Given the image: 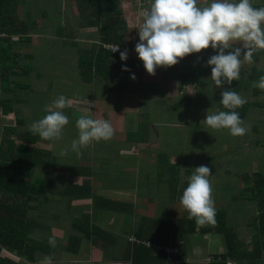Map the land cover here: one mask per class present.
<instances>
[{"label": "rangeland", "instance_id": "1", "mask_svg": "<svg viewBox=\"0 0 264 264\" xmlns=\"http://www.w3.org/2000/svg\"><path fill=\"white\" fill-rule=\"evenodd\" d=\"M61 1L25 0L17 12L18 15L21 14L22 20L39 19L38 24L40 23V26L38 25V28L33 32L34 35H38L35 40L33 39V43L15 50L22 57H31L18 62L19 66L30 67L29 75H21L20 80L26 79L25 82L31 86V89L17 92L24 131L29 129L34 121H38L47 114L46 108H50L58 96L64 95L69 100L75 101L70 107L63 110L70 122L65 126L62 138L53 141L44 140V143L36 141L31 146L43 149L48 146V150L53 153L57 163L62 166L78 167H87L92 156L90 149H97L101 153L98 155L100 159L96 160L94 168L99 167L108 171L111 167L114 168L115 164L121 162L122 157L118 150L128 145L126 133L140 136L143 131L147 132L152 136L150 138L147 136L144 142H140L146 143L145 151L155 144L159 154L169 155L168 148L173 147L172 152L177 151L178 156L184 162H189L191 166L195 167L206 165L211 169L212 173L209 179L213 189L215 208L226 210L227 229L237 236L239 242H244L245 248L252 249L253 228H249V225L253 223L257 209L254 204H246L237 197L244 186L240 174L264 172L263 117L258 116L263 111L252 108L248 115L242 119L243 126L248 129L244 136H232L227 129L214 130L202 123L206 119L208 110L211 113L220 112L217 107V97L226 89V84L222 88H217L211 79V70L200 77L202 85L197 86L195 82V77L199 68L203 67L204 60L217 54L211 47L201 53L186 56L175 66L158 67L155 76L149 75L135 51V46L139 42V28L144 21L142 13L150 8L142 7V4H150L151 0H131L128 6L129 11L124 12L121 16L122 19L128 21L126 28L129 32L125 41L128 45L132 43V46L125 50L127 53L130 52L126 60L127 63L130 61L132 64L131 67H128L130 71H127L126 75L114 72V76L110 80L102 81L100 79L99 82L95 80L92 85L86 86L78 71L77 58V50L86 47L76 43L78 45L76 48V45L74 46L72 43L78 41L80 24L83 20L91 19L93 10L89 4L85 3V0H83L84 2L80 0V5L65 0L64 8ZM211 2L212 0H198V6H207ZM263 2L264 0H251L254 8H259ZM71 7H74V10H71ZM24 8L26 9L24 10ZM85 8H89V11H85ZM40 9H45L47 12L44 13V10ZM40 11L45 14L44 18H38ZM85 34L88 41L97 43L96 37L97 40H100L99 34ZM241 59L243 60V57ZM253 68L264 71V50L254 52L251 63L244 61L240 73L243 71L250 73ZM133 75L136 76L135 80L131 78ZM177 76L179 77L177 78ZM174 78L177 80L173 81ZM183 80L188 85H184V82H181ZM192 86L197 87L194 89ZM253 88H257L254 87V83ZM238 94L244 97L247 103L264 102V91L256 97L252 91H241ZM133 100L134 104H132ZM84 104L88 105L86 116L108 120L114 129V135L109 141L92 142L88 147L82 148V155L78 156L72 151L71 144L73 140L78 139L76 121L82 116L81 111L85 110ZM103 106L105 107L104 114ZM2 119L3 117H0V122ZM147 122L152 123L154 129L148 128L150 124ZM175 122L181 127L174 129L175 127L171 124ZM161 124L173 127L161 128ZM255 127H258L259 131L254 132ZM7 130L6 142L9 140L16 142L19 136L12 134L14 128H7ZM7 130H4V133ZM1 131H3L2 125ZM153 135L156 136V139ZM16 149H20V147ZM65 150L67 151L65 152ZM62 153L65 154L62 155ZM141 156L143 157L139 158L140 162L145 163L148 158L147 153H141ZM178 156H172L170 161H181ZM180 165L184 166L185 164ZM222 171H227L229 176L223 177L220 174ZM181 172L182 174L189 172L182 186L185 189L193 172L191 169L181 170ZM38 175L41 179L40 187L44 188L45 192L39 195V200L42 201L40 209L37 212L31 209L28 211L30 216L28 221L31 222L32 228L30 239L48 246L51 237L55 239L57 247H60L65 238V229H69L71 220L62 207H55V205H61L56 200L66 198V189L60 184L63 180L54 178L53 173L44 170L38 171ZM49 181L56 182V184H50ZM126 187L131 188L129 184ZM181 197L179 196L178 199V207H171L172 211L182 219V222L179 224L177 222L174 225H177L182 231L188 224V228L195 236L200 237V240L207 242L211 240L217 244L214 247L215 250H220V254L226 252L222 235L212 237L215 235L213 232L202 233L201 230L206 225H198L194 219L188 218L189 214L180 202ZM72 203L73 201H70V205ZM165 213L167 214L166 211ZM152 224L161 233L164 231L163 227L171 228L170 235L167 231L166 240L169 244L172 226L158 221H154ZM58 229L62 233L55 236L54 232H57ZM154 242L159 243L158 241ZM127 243L130 246L131 243H137V246H140V243L132 238H129ZM172 243L169 246L175 247L176 243ZM35 245L40 246V244ZM64 248L66 247L64 246ZM42 254L36 253L35 257H38L40 261H45L46 257ZM179 254L177 262H180L184 257L183 253L179 252ZM59 255H63V251L55 252L56 257ZM215 256L213 254L207 259V262L210 264ZM258 264H264V260Z\"/></svg>", "mask_w": 264, "mask_h": 264}, {"label": "crops", "instance_id": "2", "mask_svg": "<svg viewBox=\"0 0 264 264\" xmlns=\"http://www.w3.org/2000/svg\"><path fill=\"white\" fill-rule=\"evenodd\" d=\"M70 1L76 3V0ZM130 2L131 0H118L115 8L121 9L124 13L129 11L128 6ZM61 3H63L64 8L65 0H62ZM21 5L23 4L17 7V12ZM261 5H264V2L261 3ZM142 7H150V4H142ZM63 8L62 10H64ZM25 9L26 8H24V10ZM71 10H74V7H71ZM18 18L22 20L21 14L18 15ZM38 18L44 17L39 16ZM38 20L39 19L35 20L37 28L38 25L40 26ZM125 24L128 25L127 20H125ZM36 29L30 32L32 40L38 37V35H34L33 33ZM97 31H99L98 28H80L79 39L74 43L86 47L83 49L94 47L99 40H97L96 37L95 40L98 41L97 43L88 41L85 33L99 34ZM12 40V48L14 49L13 52H15V50L22 45L19 44L20 42L17 41L16 38ZM126 44L128 48L132 46V43L128 45L126 42ZM128 54H130V52ZM77 58L79 63V55H77ZM127 64L129 67L132 65L130 61ZM19 71L21 70H16L15 72L19 74ZM178 77L179 76H177V78ZM177 78H174L173 81H176ZM85 85L88 86L92 84L85 83ZM17 92L18 91H16V93ZM3 96L5 95L2 94L0 90V98ZM8 96L11 97L12 95ZM17 101L16 98L13 99L15 113L7 112L4 114L0 109V117H3L0 122L3 128V131H1L0 125V143H3L2 139L5 140L4 143L6 142L7 136L4 135V130H7V128H14L16 132L20 131V133L24 131L23 119H21V108L20 105L17 104ZM74 102L75 101H72L71 104ZM87 102L89 103V100H87ZM132 104H134V100ZM83 106L85 110L81 111V113L86 116L88 105L84 104ZM47 109L48 108L45 110L44 108L46 112ZM104 113L105 107L103 106V114ZM174 124L175 128L181 127L177 122ZM160 127L167 128L168 125L161 124ZM150 129H154L152 123ZM127 135L128 133H126V143H128L130 147L126 145L118 150L119 155L122 157L121 162L115 164V167H111L108 171L99 167L94 168L96 160L100 159L98 155L101 152L93 148L90 149L92 156L90 157V162L87 164V167H63L59 165L58 169H33L32 180L40 178L38 171L44 170L53 173L54 178L57 180H63L60 184L66 189V198L56 200L58 204L61 205H55V207H62L68 213L71 220L69 229H65L66 233H64L65 238L62 246L57 247L55 244L53 247L50 244L47 246L44 243L37 242L41 245L37 248L48 247V255L40 250L36 253L39 255L43 253L42 255L45 257H52L53 264H133L134 256L138 258L137 264H168L169 262L175 264H209L207 262L209 257L213 256V254L217 255L221 253L220 250L214 249L217 244L211 240L210 242L200 240V237L195 236L191 232L188 228V224H186L185 229L181 231L177 225H174L177 222L178 224L182 222L181 216H177L171 209L172 206H177L179 199V194L177 192H171L168 186L169 182L173 180L174 173L179 175L180 185L182 187L185 179H187V173L189 172L182 174L181 170L195 169L196 167L184 165L181 166L180 170H177L176 168L172 169L167 163L159 164L156 154L157 146L155 144L151 145L150 149L145 151L146 143H140V138L135 140L131 139L130 141L127 139ZM147 136L150 138L152 135L147 133ZM153 136L156 139V136ZM12 141L15 144L21 143L19 140L16 142L14 140ZM28 145L31 146V144ZM46 147L47 148L44 149H48V146ZM141 153H147L148 155L145 163H141L139 160L140 157H143ZM172 156H175V154L170 153V159ZM179 162L180 161H170L173 165H180ZM220 174L223 177L229 176L227 171H222ZM49 183L56 184V182L51 181H49ZM128 184L131 188L126 187ZM88 187L91 189V195L87 196L81 194V191L87 193ZM95 197H101L103 200L96 202ZM70 201H73L71 205ZM41 203L42 201L39 200V195H33L31 210H36L37 212L39 210L37 208ZM169 203L171 204L170 206ZM164 213L167 215V218ZM154 221L172 226L169 244H173L172 242H174L176 243L174 244L175 247H170L169 244H165V242H167V228L163 227V233L158 232L152 224ZM61 233V230L58 229L57 232H54V235L59 236ZM215 236L216 235H213L212 237ZM129 238L138 241L140 246H137V243H131L130 246L127 243ZM162 239L164 240L162 241ZM42 241L45 242V240ZM154 241H158L159 243ZM146 244L152 246L146 247L144 246ZM64 246L66 248H64ZM140 247H142V250L139 249ZM168 248L172 249L174 253L177 254H168L166 252ZM57 250L63 251V255L56 257L55 252ZM179 252L183 253L184 257L180 262H177V257L180 255ZM144 253L145 259L140 261L139 257ZM35 260L36 261L33 263H28L23 259L17 258L16 264L20 262L25 264H44L45 262L38 260V257H35Z\"/></svg>", "mask_w": 264, "mask_h": 264}, {"label": "trees", "instance_id": "3", "mask_svg": "<svg viewBox=\"0 0 264 264\" xmlns=\"http://www.w3.org/2000/svg\"><path fill=\"white\" fill-rule=\"evenodd\" d=\"M81 1L76 0V4L80 5ZM117 1L85 0V3L89 4L93 12L91 19L83 20L80 28H98L99 31L97 32L100 35V40L94 47L77 50V55H79L78 71L85 83L92 84L95 80L99 82L100 79L102 81L110 80L113 78L114 72H119L123 75L127 74V71L122 69L128 68L129 65L126 61L120 59V52H113L112 48H107V46H119L121 52L127 48L125 37L128 30L125 20L121 18L123 11L115 8ZM24 2L25 0H0V35L4 36L0 38V90L5 95L0 98V109L4 114L7 112L15 113L13 99L16 98L20 102L16 91L31 89V86L25 82L26 79L20 80L21 75H29L30 67L19 66L18 64L20 60L31 57H22L20 54L13 52L14 49L12 48V39L14 38L22 46L30 45L33 41L30 32L37 28L35 20H19L17 7ZM261 7H264V5H259V8ZM45 11L44 9V13ZM85 11H89V8H85ZM44 13L40 11L39 16L45 17ZM72 44L76 45L75 47L77 48L78 45L76 43ZM208 60H204L203 67L199 68V72L195 77L197 86L202 85L200 77L211 70V67L207 65ZM16 70H21L19 71L20 75L15 72ZM261 76H264V71H259L257 68H253L250 73L243 71L240 73L238 81H233L231 86L226 84V89L231 87V90L237 93L252 91L256 97L262 91L258 88H253V83L257 82ZM181 82H184V85H188L185 80ZM197 86L194 87L196 88ZM8 95L12 96L9 97ZM221 99V95L217 97L218 109L220 111H229L220 103ZM18 101L17 104H19ZM252 108L263 111V114H258V116L263 117L262 131L264 133V102H248L241 108L236 109V111L239 112L241 119H243ZM147 124H150L148 125V128H150L151 123L147 122ZM171 125L174 126L175 124L172 123ZM257 131H259L258 127H255L254 132ZM7 134L8 132L4 133L5 136ZM12 134H18L19 139L17 140L21 143L15 144L12 140L4 143L5 140L3 139V143H0V264H16L17 258L33 263L36 261L35 254L38 250L48 255V247L37 248L39 246L35 244L38 243L30 239L32 228L31 222L28 221L30 220L28 211L32 207L29 203L33 195L36 196L45 192V189L40 187V178L32 180L33 169H58L60 164L57 163L50 150L41 147L34 148L28 145H32L36 141L44 143V140L38 135H33L30 129L21 133L13 130ZM132 135L128 134L127 139L131 141V139L140 138L139 141L141 142L147 138V133L144 131L140 136ZM17 147H20V149H16ZM168 149L170 151L169 155L156 153L159 164L167 163L172 169L180 170L181 165L170 163V153L178 156L177 151L172 152L173 147ZM178 157L181 160L180 164L184 163L186 166H191L189 162H184L180 156ZM191 170L192 172L194 171V169ZM240 179L244 186L237 198H240L246 204H254L257 209L253 223L249 225V228H253V247L249 250L245 248L243 241L239 242L237 240V236L227 229L226 210L215 208L216 223L206 224L201 232H213L217 236L222 235L226 252L216 255L210 264H228L229 261L231 264H258L264 260V172L256 171L240 174ZM168 186L171 192H177L179 196H182L184 187L180 185L179 175L174 173L173 180L169 182ZM83 192L81 191V194L87 196L92 193L90 187L87 188V193ZM100 198L95 197L96 202L103 200ZM37 209H40V206ZM166 228L170 235L171 228L169 226ZM165 244H168V241ZM139 249L142 250V247ZM139 258L140 261L145 259V253ZM133 259L132 263L137 264L138 258L134 256Z\"/></svg>", "mask_w": 264, "mask_h": 264}, {"label": "clouds", "instance_id": "4", "mask_svg": "<svg viewBox=\"0 0 264 264\" xmlns=\"http://www.w3.org/2000/svg\"><path fill=\"white\" fill-rule=\"evenodd\" d=\"M142 15L144 21L139 28L135 51L152 76L158 67L175 66L186 56L211 47L217 52L207 61L211 79L217 88L225 84L231 86L233 81L240 79L242 63H251L254 52L264 50V7L254 8L251 0H212L203 7L198 6V0H151L150 8ZM112 49L120 52L122 61L128 59L127 51L121 52L119 46H112ZM122 70L130 71L127 67ZM131 78L135 80L136 76ZM254 87L264 91V76ZM221 96L220 103L229 111L211 113L208 110L202 123L214 130L227 129L232 136H244L248 129L243 126L244 121L236 109L247 100L231 87L223 90ZM71 103L64 95L58 96L47 114L29 126L31 133L46 141L60 140L70 122L63 110ZM76 128L78 139L72 141L71 149L78 156L82 155L81 149L92 142L109 141L114 135L111 123L105 119L82 115L76 121ZM211 173L206 165L196 167L181 197L188 218L198 225L216 223ZM49 244L54 247L55 239L50 237ZM44 264H53L52 257H46Z\"/></svg>", "mask_w": 264, "mask_h": 264}, {"label": "built area", "instance_id": "5", "mask_svg": "<svg viewBox=\"0 0 264 264\" xmlns=\"http://www.w3.org/2000/svg\"><path fill=\"white\" fill-rule=\"evenodd\" d=\"M108 48H112V46H108ZM145 246L148 247V246H152V245H150V244H146ZM166 252H167L168 254H171V255H173V254H177V253H174V251H173L172 249H170V248L166 249ZM168 264H172V262H169Z\"/></svg>", "mask_w": 264, "mask_h": 264}]
</instances>
